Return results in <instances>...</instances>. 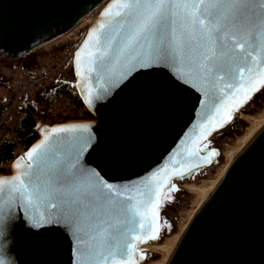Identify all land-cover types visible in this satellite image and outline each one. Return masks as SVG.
Wrapping results in <instances>:
<instances>
[{
    "label": "water",
    "instance_id": "1",
    "mask_svg": "<svg viewBox=\"0 0 264 264\" xmlns=\"http://www.w3.org/2000/svg\"><path fill=\"white\" fill-rule=\"evenodd\" d=\"M106 1L0 0V54L18 59L30 57L53 38L72 32ZM112 3L113 0L108 2L88 29L73 58L79 97L94 119L43 124L25 155L16 158L9 173H1L0 177L18 175L27 163L33 165V170L39 163L43 172L65 167L70 175L73 170L67 166L73 160L79 136H91L92 140L80 155L77 166L85 172H98L103 180L117 188L143 191L154 178L167 179L169 176L168 183L172 185L180 179L171 175L172 168L178 167L177 161L200 165L184 178L218 165V155H208L212 150L208 149L207 140L222 128L213 131L207 140L197 139L199 126L212 111L211 97L205 95L199 83L193 86L191 78L181 77V71L186 72L188 68L180 61L176 66H153L124 75L128 67L125 57L108 51L109 30L101 35L99 28L109 20L105 10ZM115 10L113 7L112 11ZM97 35H101L100 45L94 43ZM77 52L80 53L79 68ZM102 54L103 60L100 59ZM128 58L131 59V54ZM89 68L92 71H88ZM185 79L189 82L185 83ZM263 87L259 86L252 98L256 94L259 96ZM97 94L101 99L95 98ZM89 99H92L91 104L87 102ZM239 110L224 127L236 122ZM81 124L88 126V132L53 131L64 125ZM193 141H197L195 145ZM38 144L43 145L41 151L47 149L45 158L40 162L29 161L26 153ZM195 148L204 150L199 158L189 157L185 149ZM87 179V175L78 177L75 186L86 188ZM72 187L68 186V195H73ZM170 191V187L163 189L167 197ZM167 200H163L162 205H167ZM39 210L45 209L42 206ZM24 215L17 206L12 248L16 264H80L78 244L70 228L57 224L34 230L28 226ZM156 227L159 238L165 232L163 236H167L162 207ZM158 240L137 243L133 257L136 264H148L151 243ZM141 255L145 257L142 260L139 259ZM168 264H264V129L230 166L198 211Z\"/></svg>",
    "mask_w": 264,
    "mask_h": 264
},
{
    "label": "snow or ice",
    "instance_id": "2",
    "mask_svg": "<svg viewBox=\"0 0 264 264\" xmlns=\"http://www.w3.org/2000/svg\"><path fill=\"white\" fill-rule=\"evenodd\" d=\"M105 15L109 20L99 26L100 33L109 30L108 51L125 57L124 75L153 66H176L180 61L188 68L181 71V77L191 78L193 86L199 83L211 97L212 111L199 126L198 140H207L231 122L233 113L264 86V0H113ZM101 35L95 37V45H100ZM79 57L77 52L78 68ZM87 102L91 104L92 99ZM53 131L88 132V126L64 125ZM91 140V136L77 137L73 160L67 166L73 170L70 175L65 167L43 172L39 163L35 170L27 163L18 175L0 177V264H16L12 248L17 206L34 230L57 224L70 228L80 264H136L137 243L159 239L156 220L168 198L163 189L178 190L169 185L171 176L154 178L143 191L117 188L98 172L89 170V174L77 166ZM42 147L38 144L26 153L28 160L42 161L47 152ZM204 149L185 151L199 158ZM216 154L215 150L208 153L209 157ZM176 163L171 175L180 179L200 166ZM85 175L87 187H76V179ZM70 184L73 195L67 194ZM42 206L44 211L39 210Z\"/></svg>",
    "mask_w": 264,
    "mask_h": 264
},
{
    "label": "rangeland",
    "instance_id": "3",
    "mask_svg": "<svg viewBox=\"0 0 264 264\" xmlns=\"http://www.w3.org/2000/svg\"><path fill=\"white\" fill-rule=\"evenodd\" d=\"M107 5L108 1L98 6L72 32L65 35V37H61L60 39L38 49L37 51L30 54V57L27 56L25 58L18 59L14 57H6L4 54H0V78L5 76V79H7L12 73L16 74V72L31 68L51 72V76L47 79V82L56 75H59L60 78L63 77L62 75L65 74L64 71L68 73H72L73 71L74 74L73 59L71 63H67V66L64 67L65 70L60 68L59 64L72 51L75 53V49L84 38L88 29L99 18ZM67 46L68 48L70 47L71 51L66 53L65 51L62 52L61 50ZM5 79H2V81L0 79V100L6 96L7 93H10L7 91V86L1 83L4 82ZM7 80L11 83L12 87L15 88V83H13L10 79ZM259 95H261V100L257 102V104H252V98L250 100L251 102L239 110L235 123L229 124L226 127L218 130L207 140L208 149L215 150L217 152L218 165H213L209 168L202 169L187 178L175 180L174 185L178 190H171L168 193L167 205L161 206L163 213L166 215L167 236L160 235L159 240L151 244L170 243V238H172V236L181 229V226L188 221L190 214L197 206L201 195L189 191L186 188V184L190 183L195 185H204L205 180H210L217 177L221 168L227 163V152L236 149L240 142V137L244 135L252 126V124L245 119V116L251 115L254 117H260L262 114H264V87L262 88ZM27 98L29 99L27 95L22 97L19 101V104L24 103ZM248 110H251V112H248ZM47 113L49 118H47L46 123H50L52 118L53 121H57L56 118L49 113V111H47ZM74 115L75 114L73 112H70L67 116L72 118ZM87 116L91 117L88 114ZM220 162H223V164H220ZM11 165L12 163L6 165L7 173H9ZM203 175H206V177H203ZM172 225H175L176 228L174 229ZM163 257L164 255L161 252L157 253L151 251V260L148 262V264H151L153 261L159 260Z\"/></svg>",
    "mask_w": 264,
    "mask_h": 264
},
{
    "label": "built area",
    "instance_id": "4",
    "mask_svg": "<svg viewBox=\"0 0 264 264\" xmlns=\"http://www.w3.org/2000/svg\"><path fill=\"white\" fill-rule=\"evenodd\" d=\"M74 58V52L66 56V58L59 64L60 68L67 66ZM72 70V69H71ZM61 79L65 82V88L60 91L55 97L45 102H37L33 93L36 89L43 87L47 79L51 76V72L43 71L35 68L25 69L16 74H11L8 79L15 83V88L12 92L7 93L6 97L9 99V104L3 114L0 115V143L3 140H13L15 142L16 158L24 156L25 150L22 145L16 140V130L20 115L18 113L19 101L22 96L27 95L29 100L35 104L38 110H46L56 118V123L67 121H89L93 120V116H87L86 107L79 106L69 100L71 94H78L76 87V76L73 73L64 71ZM70 112H73L74 117L65 120L64 117Z\"/></svg>",
    "mask_w": 264,
    "mask_h": 264
},
{
    "label": "trees",
    "instance_id": "5",
    "mask_svg": "<svg viewBox=\"0 0 264 264\" xmlns=\"http://www.w3.org/2000/svg\"><path fill=\"white\" fill-rule=\"evenodd\" d=\"M61 51H65L66 53L70 52L71 50L70 47L68 48L67 46L64 47ZM0 79L2 81V79H5V76H2V78ZM7 79H5V81L1 83L7 86L8 92H12L14 90V87H12L11 83ZM65 86V82H63L59 75H56L53 76L50 81L45 83L43 87L36 89L33 95L37 102H45L55 97L60 91L65 88ZM257 95L258 94L253 97V105L257 104V102L261 100V95ZM5 97L6 96L1 98L0 100V115L5 112L6 107L9 104V99ZM69 100L79 106H85L77 93L71 94ZM86 112L88 115L91 116L90 112L87 109ZM248 112H251V110H248ZM18 113L20 115V118L18 125L15 128L16 140L22 145L23 149L26 151L29 146L38 138L39 128L46 123L47 118L49 117L46 110H38L35 104H33L28 98L24 103L19 104ZM64 119L67 120L70 118L68 116H65ZM50 121L51 124L55 123V121H53V118ZM15 159V142L13 140H3L0 143V174L7 173L6 165L12 163ZM221 163L223 164V162H220V164ZM203 177H206V175H203ZM172 226L174 227V229L176 228L175 225ZM165 233L163 235H165Z\"/></svg>",
    "mask_w": 264,
    "mask_h": 264
},
{
    "label": "bare ground",
    "instance_id": "6",
    "mask_svg": "<svg viewBox=\"0 0 264 264\" xmlns=\"http://www.w3.org/2000/svg\"><path fill=\"white\" fill-rule=\"evenodd\" d=\"M107 1L109 2L110 0H107ZM85 19L86 18H84L80 23H82ZM62 37H65V36H62ZM60 38L61 37H55L49 43L54 42ZM46 45H43L40 48ZM245 119L249 121L252 124V126L243 136H241L240 142L238 146L236 147V149H233L227 152V156H228L227 163L221 168L217 177L210 179V180L209 179L205 180L204 185H195V184H190V183L186 184V188L189 191L201 195L200 200L197 206L192 210L188 221L181 226V229L177 233H175L172 236V238H170L171 239L170 243L151 244V251H154L157 253L161 252L164 255L163 258L159 260H155L151 264H168L177 245L179 244L180 240L183 238V236L187 232L189 226L193 222L198 211L202 208V206L207 202V200L216 190V188L218 187V185L224 178L225 174L227 173V171L229 170L233 162H235V160L239 157V155L247 148V146L254 140V138L264 129V114H262L260 117L246 115Z\"/></svg>",
    "mask_w": 264,
    "mask_h": 264
}]
</instances>
